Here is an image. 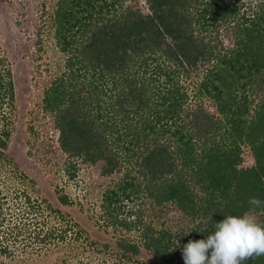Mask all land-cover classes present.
<instances>
[{
  "label": "trees",
  "instance_id": "trees-1",
  "mask_svg": "<svg viewBox=\"0 0 264 264\" xmlns=\"http://www.w3.org/2000/svg\"><path fill=\"white\" fill-rule=\"evenodd\" d=\"M42 13L59 52L42 110L69 177L77 158L116 174L101 194L106 226L143 228L140 243L154 257L184 264L183 245L225 216L251 212L264 223V207L248 203L264 200V0H54ZM3 61L0 111L14 98ZM7 136L0 129V156ZM243 146L253 160L245 167ZM134 198H146L156 217L177 212V228L142 224L122 209ZM5 201L0 187V214ZM69 229L39 235L63 240ZM116 246L120 260L140 263L135 240Z\"/></svg>",
  "mask_w": 264,
  "mask_h": 264
},
{
  "label": "rangeland",
  "instance_id": "rangeland-1",
  "mask_svg": "<svg viewBox=\"0 0 264 264\" xmlns=\"http://www.w3.org/2000/svg\"><path fill=\"white\" fill-rule=\"evenodd\" d=\"M53 2L0 0V58L10 70L14 91L12 103L5 99L0 111L5 115L0 129L8 131L0 156V187L6 193L0 214V264H135L120 260L116 243L121 237L139 244L134 257L138 264H165L140 243L143 228L114 230L102 221L101 194L116 174L102 176L99 164L81 158L75 159L74 177L66 172L68 158L59 147L58 131L42 110L43 91L59 54L48 37L47 13H42L50 11ZM242 149L240 166H249L251 152L247 146ZM59 194H66L70 202L62 204ZM123 203L122 209L137 212L142 224L177 228L173 210L156 217L146 198ZM65 224L70 229L63 240H41L40 229L56 230Z\"/></svg>",
  "mask_w": 264,
  "mask_h": 264
},
{
  "label": "clouds",
  "instance_id": "clouds-1",
  "mask_svg": "<svg viewBox=\"0 0 264 264\" xmlns=\"http://www.w3.org/2000/svg\"><path fill=\"white\" fill-rule=\"evenodd\" d=\"M248 203L253 209L264 207V200L258 197ZM181 256L184 264H245L264 256V223L251 212L227 215L206 238L185 243Z\"/></svg>",
  "mask_w": 264,
  "mask_h": 264
}]
</instances>
